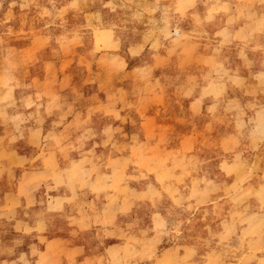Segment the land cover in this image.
<instances>
[{
	"label": "rangeland",
	"instance_id": "1",
	"mask_svg": "<svg viewBox=\"0 0 264 264\" xmlns=\"http://www.w3.org/2000/svg\"><path fill=\"white\" fill-rule=\"evenodd\" d=\"M0 264H264V0H0Z\"/></svg>",
	"mask_w": 264,
	"mask_h": 264
},
{
	"label": "crops",
	"instance_id": "2",
	"mask_svg": "<svg viewBox=\"0 0 264 264\" xmlns=\"http://www.w3.org/2000/svg\"><path fill=\"white\" fill-rule=\"evenodd\" d=\"M6 222L0 221V233L6 228ZM55 264H58L57 262Z\"/></svg>",
	"mask_w": 264,
	"mask_h": 264
}]
</instances>
